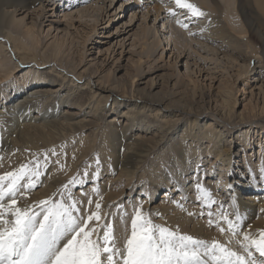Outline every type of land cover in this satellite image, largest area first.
<instances>
[{"label":"bare ground","instance_id":"1","mask_svg":"<svg viewBox=\"0 0 264 264\" xmlns=\"http://www.w3.org/2000/svg\"><path fill=\"white\" fill-rule=\"evenodd\" d=\"M97 1H100L102 6H100L98 15L94 17L90 32L84 41L91 39L95 33L94 24L98 18L101 19L102 14L106 13L103 12L105 0ZM47 2H53L57 8L58 5L65 2L74 3L77 0H0V85H7L6 78L11 72H13L11 83L15 82L13 87L0 88V121L6 125L8 130L4 139L5 145L14 146L17 142H25L32 146L38 145L37 142L48 143L54 139L53 135L61 132L60 129L64 126L72 132L80 131L88 126L89 118L92 119L94 126L104 113L113 112L115 115L107 119L109 123L107 126L110 128L109 137L118 144L127 140L129 147L133 148L125 157L116 161L118 165L122 166L118 175L115 176L116 179L126 177L127 183L130 184L132 181L133 185V177L135 178L137 167H139L138 163L145 158L146 153L150 151L157 153L160 150L168 152L169 149L172 152L170 155L168 154L166 167L170 174L175 176L173 177L175 180L179 178L181 181L179 192L184 197L189 196L190 192H192L189 196L191 199L197 196L195 190L197 182L213 188L210 179L205 182L203 177L202 179L198 178L201 170L207 173V176L215 177L220 185L221 181L226 179L229 174L231 180L233 179L227 188V195L231 200L229 209L234 211L233 214H239L243 218L241 235L232 236L225 231L223 232L225 235L218 237L227 241L230 244L229 247L234 251L242 252L237 241L243 240V234L248 233L256 238L257 236L251 232V229L255 228L258 231L264 229V212H261V209H264V180L258 178L259 168L264 163V145H262V141H257L259 149L254 150L256 148L255 139L251 141V137H260L262 140L264 136V124L253 122L258 114L264 118V0H189L205 13L204 17L198 19L189 18L186 10L177 8L172 0L121 1L120 10L126 9L127 4L132 8L130 22L125 24L133 27L135 22L140 20L137 30L129 33L131 39L128 45H137L135 49L137 58L127 87L120 85L119 76L114 73L117 71L116 68L114 69L115 61H112L104 71L100 69L97 72L98 67L89 70L88 67H83L88 61L90 65L101 64V62L94 60L93 57L87 58L86 56L91 53L87 52L84 47L81 50V53L85 55L84 59L74 64L73 58L68 60V52L66 53L68 47L65 48V46L74 41V34L69 30L70 27L67 24L60 30L62 34L56 33L48 39L40 36L38 39L37 34L33 31L35 26L40 28L45 21H48L49 31L55 26V21L46 16ZM168 8L174 9L176 16L169 15ZM80 11L84 12V9H80ZM139 14H141V19H138ZM177 19L188 23L189 27L187 29L181 27L176 22ZM54 28L59 29V24L57 23ZM189 32L194 34L189 35ZM48 34L50 33L44 36ZM124 38L122 37V41L120 39L118 42L121 49L120 54L126 43L123 42ZM257 43L260 48L256 47ZM38 44L41 46L38 47ZM7 53L9 59L12 57L16 60L13 61L12 69H8V72L4 73L3 66L6 63ZM167 53L168 63L171 59L174 67L184 65L188 69L186 80L188 84L192 85V89L194 86L190 81L194 82L201 72L205 76L209 75L212 81H218L219 77L231 81L233 76L235 79L243 75L247 76L243 81L245 90L250 89V99L254 103L258 104L257 99L261 98L260 110L253 114H246L244 110L235 112L233 107L237 102L236 92L238 89L236 87L228 89L219 85L210 95L214 98L218 97L217 99L209 101L208 98L201 105H191L185 109L190 115L183 119L178 117V112H183L181 109L184 108L172 105L176 101H155L156 98L152 95H143L136 87V79H141L144 72L157 68L151 64L165 58ZM145 62L148 66L143 70L142 65ZM205 65L207 66L205 67ZM251 70H253L252 77L249 75L252 73ZM19 73H21L20 76H18ZM220 82L221 80L218 81V83ZM176 84H178V78L174 79L172 87H175ZM152 85L156 86L157 83H152ZM89 88L90 94L84 99L81 96L83 92L79 91ZM92 89L93 91H91ZM245 90L242 94L245 93ZM14 98L15 100L12 101ZM109 101L110 103L107 105ZM72 102L78 104L80 109L75 116L67 113L68 110H65L62 115L48 113L50 105L57 109L62 105L69 107ZM211 102L214 105H211ZM122 107H125L122 109V113H126L128 116H126L124 125L119 126L117 122L122 120L117 114ZM153 107H157L158 111L154 112L151 125L153 132L155 131L158 136L156 139L146 140L143 130L146 131L151 127L144 121L143 113L150 111ZM168 109L177 111L175 119L172 120L168 114L163 113ZM46 117L55 119L45 120ZM191 123L197 125V128L184 131L178 141L172 144L168 143L171 138L169 135L173 130L175 132L181 126ZM198 123L203 124L200 126ZM131 129L137 130L133 137H130L129 134ZM232 130L236 133H231ZM153 136L155 137L154 133ZM235 137L242 142H233ZM93 138V134L92 139L88 135L78 137L79 145L82 144L79 149L82 154L89 150L87 148L93 144ZM121 154L123 155V153ZM209 155H212L211 161L208 160ZM199 164L200 166H198ZM156 165L158 166V164ZM218 166H220L219 169ZM216 169H218V173H215ZM191 172L193 175L189 174ZM166 175L162 170L156 173V177L159 178ZM166 177L163 180L167 184L169 181ZM213 189L214 191L220 190L219 187ZM44 191L45 189H42L41 194ZM217 192L215 191L214 194ZM128 196L130 197V195ZM164 200L163 202H165ZM163 202L157 207H162ZM221 204L218 201L212 210L217 217L221 210ZM167 207L165 205L163 210L165 211ZM229 209L228 206H223V210L227 213H229ZM173 211L178 210L174 209ZM176 213L178 220L188 225L192 231L199 234L209 233L206 231V225H203L204 222L201 224L198 219L200 222L197 223L190 216L186 218L181 211Z\"/></svg>","mask_w":264,"mask_h":264},{"label":"rangeland","instance_id":"2","mask_svg":"<svg viewBox=\"0 0 264 264\" xmlns=\"http://www.w3.org/2000/svg\"><path fill=\"white\" fill-rule=\"evenodd\" d=\"M121 1L123 0H105L103 12L105 11L106 13L102 14L101 19L98 18V21L96 22V24H94L95 33L91 36V39L89 40L87 39L84 41L86 35L90 32L91 29L90 27L93 24L94 17L98 15V12H100L101 9L100 6H102V3L97 0H91V1L77 0V2L74 3L65 2L62 5H58L57 8L55 5H53V2H47L45 6L46 16L48 19H53L55 21V26L58 23L59 29L54 28L55 27L54 26L49 31L47 24L48 21H45L42 24V26H40V28L39 26H37L38 28L35 26L33 31L35 32V34H37L38 39L40 36L47 37L48 39L54 36L56 33L62 34L60 30L66 27L67 24L70 27L69 30L74 34V41L71 44L69 45L67 44V46H65V48L68 47L66 48V53L68 52L67 53L68 60L69 59L72 60L73 58L72 61L74 64L84 59L85 55L81 53L82 47H84L85 50L87 49V52L91 53L86 56L87 58L93 57L94 60H98L101 62V64L97 63L90 65L88 61L87 64L83 67H88L89 70L96 69L98 67L99 69L97 68L96 71L97 70L99 71L100 69L104 71L106 67H108L112 63V61H115L114 69L116 68L117 71H115L114 73L117 76H119L120 85L122 87H127L130 82V76L134 70V64L137 58L135 54V49L137 48V45H133V46L128 45L131 39L129 33L134 31L135 29L137 30V27L139 25L138 22L140 20H137L133 25V27L127 26V24L125 23L130 22L129 18L132 8L130 5L127 4L126 9L122 8L120 10ZM80 9H84V12L80 11ZM22 14H18V15L21 16ZM140 16L141 14H139L138 19H141ZM129 28H131L130 31H128ZM120 30H123V32H120ZM47 33L50 34L44 36ZM122 37H125L123 42L126 43L124 44L125 46H123V51H121L120 54L119 52L121 49L118 42ZM40 46L41 45L38 44V47ZM256 47L260 48L258 43L256 44ZM8 55L9 54L7 53L5 56L6 63L3 66V69L5 70L4 73L8 72L7 71L8 69H12V67L14 66L13 61L16 60L13 59L12 57L11 59H9ZM167 57H168V53L166 54L165 58L163 59L161 58L158 61H156L154 64H151L153 67H157V68H152L148 72H144L143 75L141 76V79L137 78L136 87L138 91L143 95L146 94L152 95V97L157 99V100L155 99V101H170V100L176 101L172 105L178 106L179 108H184L181 109L183 112H178V117L183 119L187 117V115H190L187 113L188 110L185 109H188L191 105L192 106L201 105L205 102L204 100H207L208 98L209 101L211 99L212 100L217 99L218 97L215 96L214 98L213 96L210 95L213 92H215V87L217 88L219 85L228 89H233L234 87L238 89V91L236 92L237 102L233 107L235 112L244 110L246 114H253V113H257V111L260 110L259 108H261L262 106L261 98L257 99L258 104H256L254 103V101L250 99L251 98V95L249 93L250 89L247 88L245 90V85L243 84V81L247 76L243 75L242 77L236 79L233 76L231 81H227L224 80L223 77H219L218 81L221 80V82L218 83V81L216 80L212 81V78L209 77V75L205 76V74L201 72L199 77H197L198 80L195 79L194 82L190 81L194 86V89H192V85L190 83L188 84L186 80L188 78V69L184 65L174 67L172 65L173 61L170 59V62L168 63V60H166ZM147 66L148 65L145 62L142 65L143 70H145ZM206 66L207 65H205V67ZM119 67L120 69H118ZM193 67L195 68L196 66ZM251 72L252 73H250L249 75L252 77L253 70H251ZM20 74L21 73H19L18 76H20ZM12 77H13V72H11L10 75L6 78V80H8L5 82L7 85L1 84L0 88L13 87L15 85V82L11 83ZM175 78H178V84H176L175 87H172V83L174 82ZM155 82L157 83V85L153 86L152 83ZM89 90L90 88L82 89V91H79V92H83L81 93V96H83L84 99H86L89 96L90 94ZM244 90L245 93L242 94ZM91 91H93V89ZM14 100L15 98L12 101ZM73 103L75 102H72V105H70L69 107L67 105H62L57 109L53 108L50 105V107L48 106L49 112L48 111L47 112L49 114L58 113V115L60 114L62 115L65 110H68L67 113L73 114L72 116H75V114L78 113L80 109L78 104H73ZM109 103L110 101L107 103V105H109ZM211 105H214V103L211 102ZM122 109H125V107H122L121 111H119V113L117 114L120 116V119L122 120L117 122V125L119 126L124 125L126 116H128L126 113H122L123 112ZM157 109H158L157 107H153L151 108L150 111H145L143 113V115L145 116L144 121L149 123L148 126L151 127L146 131L143 130V134L146 135L145 136L146 140L156 139V136H158L155 131L153 132V128L151 125L152 119L154 117V112L158 111ZM176 112L174 110H169V109L165 110V112L163 111V113L168 114L169 115L168 117H170L172 120L177 117L175 115ZM113 115H115L113 114V112L107 114L104 113L101 119L99 120V122L94 126H93V122L91 121L92 119L89 118L87 124L88 126H86V128L80 131L72 132L64 126L60 129L62 133L59 132L53 135L55 137L51 142L48 143L37 142L38 145L36 146L33 145L34 147L32 145L26 144L25 142H17V144H15L14 146L10 144L9 146L8 145L6 146L4 143L5 142L4 139L8 134V130L6 125L2 121H0V174H3L6 171H11L17 168L21 163H25L32 160V153H40L39 159L42 165L43 163H45V159L43 155L45 151L55 147L56 152L59 154V155H52L51 152H48V159L46 161L47 168L45 169L41 167V171L44 174L40 177L39 185L35 189H33L30 193H28L25 198L20 199L18 201L20 206L33 205L36 202L49 197L58 199L59 197L56 196L55 194L58 192V190H62V185L66 184L70 179H72L73 177L83 178V173L85 170H87L90 174L96 172L97 170L96 159L98 157L100 161L99 179L98 180L92 179L90 176L85 180V183L82 186L81 185L70 186V191L73 194L74 198L84 201V205L82 207L87 206V198L83 195V193H88V195L93 199V201L100 199L102 197L101 214L106 221L114 224L115 236L117 237L118 246H122L125 224H127L130 230V222H131L133 209L134 206L138 204H142L144 213L151 214V219L157 225L169 227L173 230H177L179 233L191 235L197 239H201L208 242L216 240L229 246L230 244L227 241L222 240L221 239L222 237L221 238L218 237L219 235L222 236L224 233H222L217 227H215V224L209 226L208 224L209 217H207L208 213L212 212L213 213L212 218L214 221L220 219L219 216L217 217L215 212L212 211L213 208L216 207L218 201H220L223 204V206H228L229 209L231 205L230 202L231 200L228 198L227 188L230 181L233 180V179L231 180L229 174L226 176V179L222 178L223 180L221 181L222 182L221 184L222 187H221L220 182L215 177L211 178L207 176V173H204V171L202 172V170L199 173L198 178L202 179L203 177L204 178L203 180L205 182H208L207 180L210 179L211 185L213 184V188L214 187L220 188V190H215L218 191L219 193L217 192V194H214L215 191L212 187L209 188L208 186H204L202 184L210 191L212 190L211 193L214 195V196L212 195V197L215 200V203L211 204L210 206H207L204 202L197 199L198 193L195 198L191 199L189 196L192 194V192H190L189 196L187 197H184V195L179 192L180 190L179 186L181 181L179 180V178H176L177 180H175L173 178L175 176H173V174H170L168 167H166L168 165L167 163V160L169 158L168 154L170 155L172 152L170 151V149L168 152H164V150H160L157 153L153 151L147 152L145 158L141 159L140 163H138L139 167H137L135 178L133 177V181H134L133 185L131 184L132 181L130 184L127 183L126 177H123L119 180L116 179L115 176L118 175V173L120 172V168L122 167L121 165H118L116 161L125 157L126 154L130 153V151L133 148L129 147L130 145L127 144V140L125 141L126 143L122 142V144L119 143L120 144L119 145L118 143H115V140L109 137L110 128L107 126L109 125L107 119ZM258 116H256L253 119V122H255L256 124H264L263 116H261V114H258ZM50 119H55V118L52 117ZM50 119L48 117L45 118V120H50ZM198 124L202 126L203 123H198ZM196 128L197 125H192L191 123L181 126L175 132L173 130L169 135V137L171 136V138L168 140V143L172 144L175 141H178L180 139V135H182L184 131H190ZM136 131L137 130L131 129L129 133L130 137H133ZM105 133L108 135H106ZM153 133L155 134V137L153 136ZM231 133H236V131L232 130ZM92 134L94 135V138L92 140L93 144H91V146L87 148L89 150H86L87 152L86 153L84 152L85 154L84 153L82 154L81 151H79V149L81 148L80 146L82 144L79 145L80 142L78 143L77 141L78 137H80V135L83 136L88 135V137L92 139ZM253 137H255V135H253ZM187 139L189 140V138ZM253 139H255V147H256L254 148V150L259 149V143L257 141H262V145H264V136L262 140H260V137H255V138L251 137V141ZM233 142L241 143L242 141H240V139L235 137V140H233ZM121 153H123V155ZM202 158L203 157L201 156V159ZM114 159L116 160L114 161ZM211 159H212V155H209L208 160L211 161ZM156 164H158L159 167ZM198 166H200V164ZM219 167L220 166H218L217 168L219 169ZM218 169L215 170L216 171L215 173H218L217 171ZM161 170L162 172H165V174H167L166 175L167 177L162 176L161 177L162 179L156 177V173H158ZM189 174L193 175L192 172ZM165 177L167 178V181H169L167 184L163 180ZM117 181L120 182L118 183ZM124 181L125 183H123ZM149 181L151 184L149 183ZM96 187L99 188V195H96L92 191L93 188ZM150 187H152L153 189ZM42 189H45V191L42 192L41 194ZM166 192L167 195L165 196ZM128 195H130L132 199ZM163 200L165 202H163ZM160 201L163 202L164 204L162 207L159 208L157 206L160 205L161 203ZM178 204L182 205V207L178 206ZM165 205L168 206L169 208L167 207V209L164 211L163 207ZM174 209L183 212L184 213L183 216L186 218L187 217L189 218L190 216L191 218L195 219L197 223L199 220L201 221V222L199 221L201 224L204 222L203 225H206L207 228L206 231H208L209 233L199 234L195 231H192L188 225L178 220V217L176 216L177 214L176 212L178 211L175 212L173 211ZM233 212L234 211L229 209L230 214L229 213L228 214L230 216H233L234 218ZM189 213H193V215H189ZM220 223H221V227H224L225 231H227V225H225L223 221H220ZM251 232L254 233L255 236L258 235V230H256L255 228H253V230L251 229ZM256 255L258 256V253Z\"/></svg>","mask_w":264,"mask_h":264},{"label":"snow or ice","instance_id":"3","mask_svg":"<svg viewBox=\"0 0 264 264\" xmlns=\"http://www.w3.org/2000/svg\"><path fill=\"white\" fill-rule=\"evenodd\" d=\"M172 2L186 10L189 18L205 16L189 0ZM167 11L176 16L174 9ZM176 22L185 29L189 27L181 19ZM48 152L59 155L55 147L45 151L42 165L40 153H32V160L0 174V264H264V229L258 231L256 238L244 233L243 240L237 241L242 252H237L219 241H204L155 224L151 214L144 213L142 204L134 206L130 230L125 224L122 246H118L114 224L101 214L102 197L93 201L88 193H83L87 206L82 207L84 201L74 198L70 191V186H82L90 176L99 179L98 157L96 172L85 170L83 178L70 179L55 194L58 199L49 197L20 206L18 201L39 185L44 174L41 167L47 168ZM258 178L264 180V163ZM195 190L197 199L207 206L215 203L211 191L202 184L196 183ZM92 191L99 195L98 187ZM220 208L219 220L214 221L213 213H208L209 226L215 224L223 233V221L232 236L241 235L243 218L239 214L233 218L222 204Z\"/></svg>","mask_w":264,"mask_h":264}]
</instances>
